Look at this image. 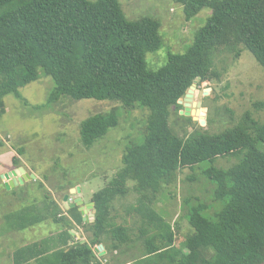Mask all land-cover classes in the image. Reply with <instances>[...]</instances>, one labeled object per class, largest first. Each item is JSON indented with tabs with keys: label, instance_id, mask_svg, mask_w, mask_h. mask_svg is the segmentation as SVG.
I'll return each instance as SVG.
<instances>
[{
	"label": "trees",
	"instance_id": "16d2710c",
	"mask_svg": "<svg viewBox=\"0 0 264 264\" xmlns=\"http://www.w3.org/2000/svg\"><path fill=\"white\" fill-rule=\"evenodd\" d=\"M175 1L187 19L205 7L212 13L185 52H170L167 62L153 70L147 53L163 44L160 21L151 15L129 18L120 0H0V119L7 111V95L28 104L20 87L39 79L40 69L55 87L36 109L68 96L111 99L126 109L150 110L143 142L126 147L118 174L92 194L94 221L86 220L78 205L64 209L49 191L5 215L14 230L48 221L64 227L56 235L17 247L15 264H103L107 258L99 255L97 245L103 243L116 257L135 247V240L141 243V253H132V264L264 263V121L247 111L238 124L221 132L210 133L199 125L201 129L188 136L170 126L172 106L183 107L178 100L195 80H218L217 52L229 50L238 57L247 48L264 68V0ZM256 105L264 106V101ZM119 117L115 107L84 119L80 132L85 147L117 126ZM184 117L194 123L192 116ZM229 156L239 157L238 162L203 170L215 185L212 204L190 206L195 201L187 199L193 232L186 243H178L177 230L155 206L160 193L183 167ZM13 163L19 166L20 158L14 155ZM128 180L135 182L138 195L126 211L138 215L137 230L113 214L116 199L130 191ZM75 224L89 226L92 237L77 238L71 232ZM114 259L115 264L127 262Z\"/></svg>",
	"mask_w": 264,
	"mask_h": 264
},
{
	"label": "rangeland",
	"instance_id": "374dc122",
	"mask_svg": "<svg viewBox=\"0 0 264 264\" xmlns=\"http://www.w3.org/2000/svg\"><path fill=\"white\" fill-rule=\"evenodd\" d=\"M120 1L129 18L151 15L160 21L163 44L160 49L147 53L148 67L153 70L167 62L170 52H185L200 26L212 13L210 8L205 7L196 16L187 19L182 4L175 0ZM214 69L219 73L217 81H194L193 101H201L206 108L201 107L200 115H194L200 119L205 115L207 121L210 117V123L204 128L210 133L221 132L238 124L247 111L256 119L264 121V106L256 105V102L264 101V68L254 54L247 48H243L238 57L229 50L219 51L215 55ZM40 72L39 79L20 87L28 104L13 94L7 95V111L0 119V139L3 141L0 144V264H15L13 252L17 247L56 235L58 229L64 228L48 221L25 230H14L8 227L5 215L41 199L48 191L49 195L62 202L70 188L77 185H81L83 191L72 193L70 197L73 199V196L80 195L89 202L94 192L103 188L118 174L126 147L143 142L150 114L148 108L126 109L119 101L111 99H74L68 96H61L51 105L36 109V105L47 102L55 87L51 76L45 74L43 69ZM182 105L180 109L172 106L170 126L178 134L188 136L195 129H201V124L200 119L194 123L187 121L185 114L180 112L184 109V104ZM115 107L120 116L118 125L110 128L92 147H85L81 140V122L92 114L108 112ZM260 146L263 147L262 144ZM14 155L20 158V165L29 167L36 176L24 178L8 187L1 174L17 168L13 163ZM238 159L237 156L219 157L213 163L202 161L193 167H183L177 180L163 188L155 206L177 230L178 243H186V237L193 232L186 216L189 207L199 201H209L212 204L215 185L204 176L203 170L212 164L227 168L237 163ZM190 175H195L196 178L190 179ZM41 182L45 184L44 187ZM134 183L133 180H128L130 191L126 196L116 199L113 214L116 221L129 224L137 230L138 215L129 216L126 211V206L137 203L138 194L133 189ZM194 196L200 199L193 200ZM187 199L195 203L188 207ZM63 208L66 209L64 205ZM91 219L90 217L88 221L92 222ZM72 229L78 230L83 240L93 234L86 225L75 224ZM134 245L135 247L131 246V249L122 251L116 257L112 252L101 255L102 249L99 254L103 258L106 256L104 264H115L117 260L114 258L127 261L124 264H132L129 261L133 257L132 253H141L137 248L141 246L140 241L135 240ZM30 264L38 263L31 261Z\"/></svg>",
	"mask_w": 264,
	"mask_h": 264
},
{
	"label": "water",
	"instance_id": "95a60500",
	"mask_svg": "<svg viewBox=\"0 0 264 264\" xmlns=\"http://www.w3.org/2000/svg\"><path fill=\"white\" fill-rule=\"evenodd\" d=\"M205 93H208V90H205ZM195 95V83H193L185 96L183 98H180L178 100L179 103L184 104V109H181L180 112L182 114H185L187 116H192L194 121L199 120V117L193 114V111L196 109L197 113H199L200 108L202 107L203 109H206L205 107L202 106L201 101H193ZM200 124L203 126L207 125V119L205 115L201 116L200 119ZM2 178L5 180V183L8 187H11L15 182L18 181H23L24 178L29 179L31 177H35L36 175L34 173H30L27 171V169L24 166H19L15 169H12L8 172H5L4 174L1 175ZM81 192V186L77 185L76 187H71L69 192H67L64 195V200L66 204H69L68 200L70 199V194L72 193H79ZM78 205L79 209L82 211L84 218L88 220L91 216V220L94 221L95 219V203L94 201H90L89 203H84L83 198L79 195L77 196L73 202H71L70 206H75ZM91 210V213L89 212ZM97 249H102V254L105 252L104 250V244L100 243L97 246Z\"/></svg>",
	"mask_w": 264,
	"mask_h": 264
},
{
	"label": "crops",
	"instance_id": "0c3cea01",
	"mask_svg": "<svg viewBox=\"0 0 264 264\" xmlns=\"http://www.w3.org/2000/svg\"><path fill=\"white\" fill-rule=\"evenodd\" d=\"M22 165V164H21ZM26 167V166H25ZM29 168V167H28ZM28 168H26L27 169V171L28 172H30V173H33L30 169H28ZM8 172V171H7ZM2 174H4V173H2ZM1 174V175H2ZM81 186V185H80ZM81 191H83L82 190V187H81ZM76 196H78V195H76ZM76 196H73V198L75 199L76 198ZM82 198H83V196H82ZM57 199V198H56ZM83 200H84V203H89L88 201H85V199L83 198ZM62 205H64V207H66V208H69L70 207V204H71V202H69V204H66L65 202H64V200L62 199V202H60ZM89 212L91 213V210H89ZM92 216V215H91ZM90 216V217H91ZM61 230H63V228L61 227L60 229H58V233L61 231ZM71 232L73 233V234H75L76 235V237L77 238H81L82 236H81V234L78 232V230H75V229H71ZM83 238V237H82ZM83 240V239H82ZM84 241V240H83ZM96 250H97V248H96ZM104 250H105V252H107V250L105 249V246H104ZM104 252V253H105ZM100 253V252H99ZM103 253V254H104ZM100 255V254H99ZM101 255H102V253H101ZM103 264H104V262H103Z\"/></svg>",
	"mask_w": 264,
	"mask_h": 264
},
{
	"label": "clouds",
	"instance_id": "9594fccd",
	"mask_svg": "<svg viewBox=\"0 0 264 264\" xmlns=\"http://www.w3.org/2000/svg\"><path fill=\"white\" fill-rule=\"evenodd\" d=\"M200 119V118H199ZM19 166H22V165H19ZM18 167V166H17ZM69 200H71V202H73L74 201V198L72 199V197H70V199ZM84 216V215H83ZM97 251L98 252H100V249H97Z\"/></svg>",
	"mask_w": 264,
	"mask_h": 264
},
{
	"label": "bare ground",
	"instance_id": "6f19581e",
	"mask_svg": "<svg viewBox=\"0 0 264 264\" xmlns=\"http://www.w3.org/2000/svg\"><path fill=\"white\" fill-rule=\"evenodd\" d=\"M198 114V115H200V110H199V113H197V110L195 109L194 111H193V114Z\"/></svg>",
	"mask_w": 264,
	"mask_h": 264
}]
</instances>
